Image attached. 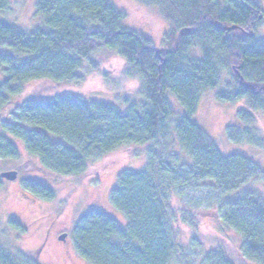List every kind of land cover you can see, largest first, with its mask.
<instances>
[{
	"label": "trees",
	"instance_id": "obj_1",
	"mask_svg": "<svg viewBox=\"0 0 264 264\" xmlns=\"http://www.w3.org/2000/svg\"><path fill=\"white\" fill-rule=\"evenodd\" d=\"M144 1L159 5L170 23L162 53L126 26L113 0H38L36 14L49 30L25 33L0 20V71L6 75L0 83V158L19 160L22 146L40 169L81 177L92 159L148 145L143 170L120 172L110 194L127 226L89 210L74 228L77 253L89 264H172L180 246L169 193L209 188L223 197L240 192L220 201L218 212L240 235L244 258L264 264V200L243 190L250 182L264 183V169L245 155H224L194 120L202 94L221 87L219 102L247 105L238 112L241 126L228 127L229 140L264 147L256 126L258 117L264 118V37L257 36L261 7L257 0ZM9 5L10 0H0V13ZM105 54L124 59L126 76L140 83L142 100L125 111L69 95L12 102L20 84L45 79L83 84L101 70L99 58ZM223 69L231 79L221 86ZM170 94L183 108L175 121ZM174 143L179 152L171 148ZM21 186L41 200L56 198L40 180L24 179ZM9 225L27 231L15 218ZM205 262L235 264L221 249L209 252ZM0 264L40 262L38 254H13L0 245Z\"/></svg>",
	"mask_w": 264,
	"mask_h": 264
},
{
	"label": "rangeland",
	"instance_id": "obj_2",
	"mask_svg": "<svg viewBox=\"0 0 264 264\" xmlns=\"http://www.w3.org/2000/svg\"><path fill=\"white\" fill-rule=\"evenodd\" d=\"M113 1L125 15V24L130 30L147 38L158 52L168 49L167 36L171 26L159 5L148 4L144 0ZM37 2L38 0H10L9 8L0 13V20L25 33H31L37 28L49 30L45 18L36 14ZM257 2L263 12L257 32V36L261 38L264 37V0ZM99 59L102 62L101 70L88 76L81 85L47 79L20 84L21 93L11 100L21 104L29 100H51L69 95L81 97L88 102L113 104L122 111L130 103L140 102V83L137 79L126 76V61L107 54ZM221 77V86L231 79L224 69ZM5 79V72L0 71V83ZM220 90L221 87L202 94L194 120L224 155H245L264 169V147L258 148L247 143L234 144L227 135L229 126H241L238 112L246 109V101L221 103L216 97ZM169 101L175 112L172 119L175 121L183 113V108L171 94ZM7 110L5 108L3 112ZM256 126L264 139L263 117H258ZM147 148L148 145L122 147L100 160L92 159L88 164V172L81 177L53 175L40 169L37 158L31 159L22 146L19 160L0 158L1 247L13 254H38L40 264H89L75 249V225L89 210L97 209L116 219L123 227L127 226L126 217L112 205L110 194L117 186V175L120 172L129 169L143 170ZM171 148L179 152L175 143ZM10 171L18 172L15 181L10 182L1 177L2 173ZM24 179L46 183L56 192L55 200L47 202L24 191L21 186ZM243 190L254 192L264 200L262 182H250ZM239 193L223 197L209 188H178L169 193V201L177 216L174 230L180 246V252L174 257L172 264H207L206 255L217 249L223 250L235 264H250L243 256L240 235L225 226L222 215L218 212L220 201L235 198ZM11 218L23 223L27 231L22 233L11 228ZM63 234H67L66 241L60 240Z\"/></svg>",
	"mask_w": 264,
	"mask_h": 264
},
{
	"label": "water",
	"instance_id": "obj_3",
	"mask_svg": "<svg viewBox=\"0 0 264 264\" xmlns=\"http://www.w3.org/2000/svg\"><path fill=\"white\" fill-rule=\"evenodd\" d=\"M1 177L12 182V181H15L17 179L18 172L17 171L4 172L1 174ZM66 237H67V234H63L60 237V240L66 241Z\"/></svg>",
	"mask_w": 264,
	"mask_h": 264
}]
</instances>
